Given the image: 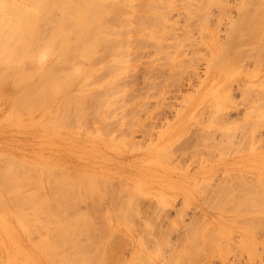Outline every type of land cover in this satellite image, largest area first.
<instances>
[{
	"label": "rangeland",
	"instance_id": "obj_1",
	"mask_svg": "<svg viewBox=\"0 0 264 264\" xmlns=\"http://www.w3.org/2000/svg\"><path fill=\"white\" fill-rule=\"evenodd\" d=\"M144 1L150 2L135 0L131 2L132 8L135 10L136 6L145 5ZM178 1L182 3V0ZM201 1L210 12L205 22L209 27L216 28L219 40L225 42L233 24L240 19V5L250 0H225L227 16L224 20H218L221 11L219 3L209 5L210 0H188L185 3L194 9ZM22 2L27 4L26 0ZM193 15L195 17L174 12L170 21L176 25L166 26L164 48L158 47L157 50L151 46V39L142 43L139 38L143 36L137 24H133L130 32L125 31L128 34H125L127 45L132 52V64L137 66L126 65L128 69L111 86L114 91L121 89L120 96L115 92V98L104 100L110 106L100 115L84 113L76 122V115L70 117L69 114L77 112L71 110L68 113L70 119H63L64 103L79 100L86 92L100 88L92 86L84 78L57 94L53 101L48 98L46 106L28 108L29 111L21 109L18 100L27 98V88L40 86L39 71L31 72L23 83L16 75H11L18 83L10 78L4 86H0V172L6 175L8 181L16 183L13 173L21 166L18 169H21L25 179L19 185L28 196L24 212L28 219L33 217L30 207L39 205V200L33 197L37 180L40 179V183L47 181L52 168L61 170L59 175L54 176L56 180L66 179L68 173L86 176L87 171L88 178L95 181V188L88 187L84 177L85 188L88 189L81 191L83 201L78 203L75 211L84 212L92 218L100 237L105 230L107 214L113 226H117L113 246L110 244L111 248H105L111 264H198L189 260L180 262L179 257L202 251L209 253L215 249L217 240L233 251L227 264H264L249 259V254L261 253L264 256V195L255 200L241 196L247 183L232 180V172L193 180L183 174L187 170L197 171L208 161L233 160L243 152H253L255 156L264 152V51L252 44L259 40L254 34L238 40L244 42V46L229 47L230 53L242 50L241 59L234 65L238 71H229L234 75L230 77L228 73L229 79H245L247 73H254L255 76L247 80L246 87L232 86L233 90L229 93L232 99L226 95L225 100L223 91L215 92L222 83L213 90L209 86L202 88L213 61H219L217 56L211 55L207 44L208 33H202L201 28L206 27L202 25L201 13ZM164 52L172 58H165ZM167 58L171 61L176 58L179 62L173 68H165L169 61ZM107 59H112V55ZM151 63L155 69L148 68ZM6 66L2 67L8 69L10 65ZM218 67L222 68L221 64ZM200 91H208L201 100L212 104L199 111L194 110L195 115L189 119L192 122L191 136L173 146L167 140L160 142L179 115L191 113L186 110V104ZM101 95L106 96V93ZM226 113H230L231 119L237 122L225 119L223 115ZM256 123L262 128L260 133H255L258 138L251 140L244 137L243 130L250 132ZM139 126H142L141 131L134 132ZM150 147L154 149L153 154L144 158L138 155L142 149ZM119 153L134 157L117 164ZM258 161L255 160L256 163ZM236 162L242 167L248 164L243 158H238ZM167 168H172V171L164 173ZM177 170L178 173H174ZM105 180L107 183H104ZM3 188L6 184L0 181V190ZM87 190L92 192L84 194ZM113 198L123 210L124 225L123 220L117 217ZM5 209L6 206H0L1 213ZM10 209L13 211L8 218L19 229L18 235L22 236L25 245L22 249L34 251L33 238L17 222L16 208L11 205ZM229 209L245 210L250 212V216L243 219L245 216L239 215L240 219L236 221L232 220L233 217H225L226 223L220 226L221 233L214 232L215 226L213 223L210 226L206 213L220 214ZM1 231L0 236L4 240ZM224 238H230L231 248L228 247V239L224 241ZM235 253L244 256L238 259ZM9 256L7 249L0 248L2 264ZM42 259L37 256L35 264H45V259ZM209 264L224 263L216 260Z\"/></svg>",
	"mask_w": 264,
	"mask_h": 264
},
{
	"label": "bare ground",
	"instance_id": "obj_2",
	"mask_svg": "<svg viewBox=\"0 0 264 264\" xmlns=\"http://www.w3.org/2000/svg\"><path fill=\"white\" fill-rule=\"evenodd\" d=\"M26 1L27 4L22 0H0V49H2L0 52V86H4L6 82L10 81V78L17 83L18 81L23 83L25 79L29 78L31 72L39 71L41 74L40 86L27 88L25 92L27 98L18 100L19 107L26 111H29L28 108L46 106L48 98L53 101V97L74 86V83L81 78L87 80L94 87H100L93 89L92 92H86L79 100H69L64 103L65 105L62 106L64 120L70 119L68 113L71 110L77 112V114H69L70 117L76 115V122L80 121L84 113L100 115L110 106V103H105L104 100L115 98L116 93L120 96L121 89L114 91L111 86L128 69L126 65L132 64V52L128 48L125 31L130 32L133 24L140 26L143 38L139 39L142 43L151 39L153 40L151 46L157 50L158 47H163L166 26L176 25L175 22L170 21L174 12L185 13L188 17H195L193 14L196 12L201 13L202 25L206 27V29L201 28L202 33H208L210 38L207 44L211 55L217 56L216 60L219 61V63L216 61L218 64L213 61L212 65L210 62L211 67L202 88L209 86L210 90H213L217 84L222 83L215 92L223 91L225 100L226 95L232 99L229 94L233 90L232 86L236 84L239 88L246 87L247 80L255 76L254 73H247L245 79L242 77L238 80L229 79L228 73L230 77L233 73H237V68L234 65L238 59H241L240 53H242V50H239L240 53H230L229 47L244 46L245 43H240L238 40L254 34L259 37V40L252 44H256L260 51H264V0H250L240 5V19L233 24L225 42L219 40L217 29L209 27L205 22L209 18L210 12L209 7L202 1L196 3V7L192 9L185 3L188 0H182V3H179L178 0H150V2L144 1L145 5L136 6L135 10L131 3L135 0ZM215 3H219L221 9L218 20H224L227 16L226 1L210 0L209 5ZM50 30L52 33L49 32ZM164 53L166 54V52ZM110 55H112V59H107ZM168 56L166 54L165 58ZM168 58L171 59L172 55ZM168 58L169 61L165 64L167 65L165 68H173L179 62L177 57L172 59L173 61ZM219 64L222 68L218 67ZM4 65H10L9 68H17L10 71L9 68V70L3 68ZM26 66L31 67L30 69L28 67L27 70ZM136 66V64H132V67ZM213 66L219 70L216 71ZM148 68L155 69V65L151 63ZM229 71L233 73L230 74ZM11 75L13 77L16 75L20 80L12 79ZM116 87L119 88V86ZM103 88H105L103 92L106 93V96L101 95ZM207 94L208 91H200L188 100L186 110L191 113L179 115L171 124L172 129L160 142L163 143L167 140L170 146H173L191 136L190 124L192 122L189 119L195 115L194 110L199 111L208 104H212V102L208 103V100H201ZM227 113L223 115L225 119L237 122V120L231 119L230 113L228 115ZM141 128L142 126L137 127L134 132L141 131ZM260 129L262 130L260 124L256 123L252 125L250 132L243 130L242 135L247 139L255 140L258 138L255 133H260ZM237 134L238 132L235 133V137ZM260 136L263 137L262 134ZM153 152L154 149L150 147L142 149L138 155L144 158ZM118 155L117 164L134 157L126 154L120 155V153ZM238 158H243L244 162H248V164L245 167L240 166L236 162ZM238 158L208 161L201 165L197 171L187 170L183 174L193 180L207 179L220 172H232L230 173L232 180L247 183V186L242 188L241 196L253 200L263 196L264 152L259 156H255L253 152H243ZM255 160L259 161L256 163ZM18 168L13 173L16 183L8 181L6 175L2 171L0 172V181L6 184V188L0 190V206H6L5 213L0 212V229L4 236V240L0 236V248L7 249L10 255L4 264H35L37 256L42 257V261L45 259V264H111L105 248L113 246L114 238L118 233L117 226H113L111 218L107 214L105 230L103 236L100 237L97 234V229L93 226L92 218L84 212L75 211L78 203L83 201L81 191L88 189L85 188L86 181L88 187L95 188V181L88 178L87 171L86 176L82 175L83 177L75 173H68L66 179L56 180L54 176L59 175L61 170L52 168V174L47 181L44 180L40 183V179L37 180L38 185L34 189L35 192L33 190V197L39 200V205L34 204L30 207L33 217L28 219L24 215L27 209L26 197L28 196L23 187L19 185V182L24 183L25 176ZM171 171L172 168H167L164 173ZM174 173L177 174L178 170ZM104 183H107V180ZM248 184L255 188H251ZM88 191H84V194ZM88 193L86 197L89 196ZM113 203L117 217L119 220H123L124 225L123 210L118 207L114 198ZM198 203L201 205L200 202ZM11 205H14L15 212L18 213V224H21L30 238H33L32 248L34 251L32 252L22 249V246L25 245L22 236L18 235L17 230L19 229L13 226L8 218L10 211H13L10 209ZM206 215L211 221L207 219L210 226L211 223L215 226L214 232L218 231L220 234V226L226 223L225 217H233L232 220L236 221L240 219L239 215H242L245 216L243 219H247L250 212L229 209L220 214L208 211ZM227 239L228 247L231 248L230 238H224V241ZM222 243L217 240L213 251L209 253L202 251L184 258L180 256L179 260L180 262L183 260L194 261L198 264H209V262L219 260L227 264L233 251L223 246ZM234 255L238 256V259L244 256L237 253ZM249 259L260 261V263L264 262V256L261 253L249 254ZM0 264L2 263L0 262Z\"/></svg>",
	"mask_w": 264,
	"mask_h": 264
}]
</instances>
